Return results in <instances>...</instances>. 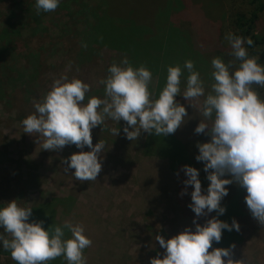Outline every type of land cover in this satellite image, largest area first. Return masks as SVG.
<instances>
[{"label": "rangeland", "instance_id": "rangeland-1", "mask_svg": "<svg viewBox=\"0 0 264 264\" xmlns=\"http://www.w3.org/2000/svg\"><path fill=\"white\" fill-rule=\"evenodd\" d=\"M34 1L0 0L1 27L8 21L19 30L14 46L10 47L14 57H18L15 66L19 68L20 62L22 65L29 62V52L35 55L32 57L34 62H39L33 91L24 92L20 84L22 80L4 86L10 97L0 101V203L6 206L7 202L18 199L22 206L32 207L29 222L36 221L33 210L41 206L40 211L44 208L46 213L53 211L54 221L60 225L65 221L83 224L85 234L92 240V245L84 250L87 264H150L151 258L158 253L163 258L165 250L155 240L156 235L167 240L185 227L195 231V225L183 215L178 204L177 180L167 161L143 155L142 146L147 133L142 132L138 140L130 141L123 132L126 122L117 123L111 119L106 120L104 127L100 125L92 129L93 146L100 139L106 141L105 152L101 154L102 171L96 181L81 182L73 176L75 170L65 172L66 165L63 164L64 159L81 149L70 145L60 151L43 150L42 140L37 144L38 137L24 133L22 125L23 119L34 112V101L40 100L62 74L82 79L91 86L90 92L97 91L92 96L103 98L104 85L99 81L106 78L113 61L127 57L124 52L93 44L88 46L90 37L87 33L83 36V26L75 21L82 17L76 15L78 6L93 22L94 16L106 11L108 3L113 1H117L119 7L122 2L124 8L149 15L161 0H76V6L71 10L63 7L67 0H60L55 11H42L37 20L31 15ZM244 3L242 0H178L174 8L176 15L173 12L169 14L170 18H166L172 6L168 0L163 8L158 6L162 11L158 10L149 17L157 16L152 20L158 31H163L162 37L156 35L159 39H164L169 31L173 32L168 34L166 52H183V60L177 62L181 66L186 60L194 61L195 70L205 80L206 92L211 90L214 82L211 78L212 59L218 56L225 62L233 59L228 54L231 49L224 36L229 30L234 31L230 22L232 15L245 9ZM85 44L87 47L83 46ZM80 52L82 55L77 56ZM187 75L185 70L182 91ZM157 80L153 75L151 88L154 92ZM257 91L264 97L262 90L257 88ZM176 99L186 104L182 96ZM111 128H118L120 135L113 136ZM199 135L203 142L210 140L207 135ZM83 151L90 149L85 146ZM226 187L231 191L240 186L231 184ZM246 195L245 191L239 200L240 215L233 217L240 225V231L236 232L241 236V242L235 244L233 259L245 257L248 264H264V226L252 217L245 202ZM57 200L63 202L52 208ZM69 234L70 238V231ZM2 264L16 262L10 254L2 257Z\"/></svg>", "mask_w": 264, "mask_h": 264}, {"label": "clouds", "instance_id": "clouds-1", "mask_svg": "<svg viewBox=\"0 0 264 264\" xmlns=\"http://www.w3.org/2000/svg\"><path fill=\"white\" fill-rule=\"evenodd\" d=\"M59 4L60 0H36L37 14L55 11ZM224 39L233 59H212L214 82L210 91L206 92L205 80L195 70L194 61L186 60L183 66L177 63L167 67L166 84L157 95L151 88L152 71L144 64L134 66L125 56L113 61L106 78L99 81L104 85L103 98L92 96L85 103L91 86L76 76L62 74L40 100L34 101V112L22 121L24 133L38 137L37 144L42 140L43 150L60 151L70 145L81 149L63 160L64 171L74 169L76 180L90 182L96 181L102 171L101 154L106 147V141L101 139L93 146L92 129L104 127L106 120L125 121L126 138L136 141L142 132L168 136L185 124L189 114L177 97L182 96L199 114L200 122L194 131L210 140L196 144L199 154L195 159L204 163L210 183L205 193L199 170L184 165L182 171L187 179L180 193L183 196L189 185L193 187L188 207L195 213V231L185 227L167 240L156 235L155 240L165 252L163 258L159 253L151 258L150 264H248L245 257L233 259L235 244L212 247L214 241H221L222 230L240 231L235 218L231 224L218 219L226 212L221 201L228 195L227 185L235 183L246 190L247 208L264 226V97L254 87L264 88V65L258 62L259 52L249 54L245 45L254 44L250 37L229 30ZM185 70L188 75L182 91ZM110 132L115 137L120 135L118 128ZM85 146L90 151H83ZM17 201L13 199L0 208V242L16 264H49L61 256L67 264H87L84 250L92 240L85 234L83 224L65 221L45 230L43 220L29 222L33 208ZM213 211L217 216L203 225L197 222ZM65 229L70 231V238H65Z\"/></svg>", "mask_w": 264, "mask_h": 264}, {"label": "trees", "instance_id": "trees-1", "mask_svg": "<svg viewBox=\"0 0 264 264\" xmlns=\"http://www.w3.org/2000/svg\"><path fill=\"white\" fill-rule=\"evenodd\" d=\"M242 1L245 2V9L234 12L230 21L232 26H234L233 33L244 38L250 37L254 41L252 46H245L248 48L250 55H255L259 52L260 59L258 62L264 65V0ZM167 2L168 0H161L159 3L160 5L157 4V6L152 8L149 12V15H147L136 9L134 11L132 8H124L122 2V6L119 7V3L113 1L108 3V9L106 11L104 10L100 15L97 14L94 16L93 22H90L88 18L85 17L80 10V6H78L79 11L76 15H81L82 17L78 20L75 19V21L76 23L80 22L83 26V28H81L83 36L87 33L88 37H90L88 41L89 47H91L90 44H93L99 48L106 47L113 51L124 52L134 66L138 67L144 64L149 68L152 74L158 79L155 92L158 95L159 91L165 86L167 67L169 65H175L177 62L183 60V58H181L183 52H179V50L176 52H166V48H168L167 37L173 34V32L169 31L167 36L165 38L163 37L164 39H159L156 35H160L163 31H158V27L155 26L154 20H152V18H157V16L149 18L152 14L154 16L156 11H162L163 9L161 8H163ZM169 3L172 5L171 11L167 13L168 15L166 18H170L169 14L175 11L174 8H176L178 0H169ZM74 4H77L76 0H67L63 7L66 10H71L72 7L76 6ZM33 5L34 10L31 15L35 20L40 19L42 11L37 14L35 6L36 1L33 2ZM158 6H161V8L159 9ZM175 15L176 13L174 12V16ZM166 18H164V20ZM173 27L179 29V27L174 24ZM164 28L163 25L162 29ZM17 33H19V30L16 25L8 21L6 22V26L4 24L1 27L0 24V101H5L10 97V95L6 93L4 86H12V84H18L17 80H22L23 82L21 81L20 84L24 87V92L28 93L29 91H33L36 82L34 80L38 78L39 62H34L32 59V57L35 56L34 54L30 52L27 54L29 62L27 61L25 65H22V62H20L19 68L15 66L18 57H14L15 54L10 47L14 46ZM162 36L163 35H160V37ZM80 54L82 55L80 52L77 56ZM13 74L14 77L12 76ZM256 87L262 90V94L264 95V88ZM96 93L97 91L90 92L89 98L92 97V94ZM185 106L189 114V118H187L185 124L178 128L174 134H169L168 136L158 137L155 134H147L143 142L142 152L145 156H153L167 161L169 170L175 175L177 180L178 188L176 194L178 204L183 215L193 221L195 213L188 207V205L192 203L191 192L193 191V187L189 185L187 187V194L183 196L180 195L185 187L183 181L187 179L185 173L182 171V166L190 165L200 170L199 179L202 184V190L205 193L210 181L206 178L207 173L204 171V163L198 162L195 159L196 155L199 154L196 144L198 142L204 143L200 135L196 134L194 131L200 122V117L190 106L187 104H185ZM177 173H179V175H177ZM232 185L236 184L234 183ZM235 190L238 192L235 193ZM245 191L246 190H244V188L242 189V187L228 191V195L221 201V205L226 208V212L218 216V219L231 224L230 222L233 217L240 215L239 200ZM62 202L63 200L54 201L51 207L55 208L57 207L56 205H60ZM2 207L4 206L0 203V208ZM41 209V206L34 207L33 212L35 213L36 221H44L43 227L45 230L49 227L60 225L54 221V217L52 216V214H54L53 211H51V213H46L45 208L44 211H40ZM213 216H217L215 211L210 213L207 217H200L197 222L203 225L207 219H211ZM0 234H3L2 228H0ZM68 235H70L69 231L65 229V238H69ZM240 242L241 236L234 229L230 232L228 230H222L221 241L219 243L214 241L212 246L214 248H228L232 244ZM9 255L10 251L5 250L2 246V242H0V264H2V257ZM49 264H67V261L61 256L55 260L49 261Z\"/></svg>", "mask_w": 264, "mask_h": 264}]
</instances>
